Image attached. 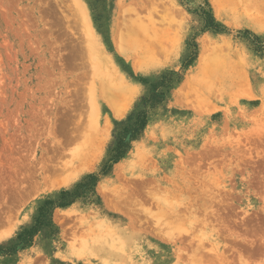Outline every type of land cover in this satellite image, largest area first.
<instances>
[{
    "label": "rangeland",
    "instance_id": "1",
    "mask_svg": "<svg viewBox=\"0 0 264 264\" xmlns=\"http://www.w3.org/2000/svg\"><path fill=\"white\" fill-rule=\"evenodd\" d=\"M220 1L0 0V264H264V17Z\"/></svg>",
    "mask_w": 264,
    "mask_h": 264
},
{
    "label": "bare ground",
    "instance_id": "2",
    "mask_svg": "<svg viewBox=\"0 0 264 264\" xmlns=\"http://www.w3.org/2000/svg\"><path fill=\"white\" fill-rule=\"evenodd\" d=\"M217 2L218 1H220V0H216ZM226 1H228V0H226ZM226 1H223V2H226ZM234 1L235 0H231V2L232 3H234ZM236 1H239V0H236ZM247 1V0H246ZM261 3H260V5H259V7H258V5H257V3H258V1H257V3H256V5H257V7L253 4V7L255 6L256 8H257V10H258V13H259V17L261 16L262 18L264 17V16H262V13L264 12V0H259ZM220 2H222V1H220ZM230 2V1H229ZM244 2V1H243ZM241 3V2H240ZM244 3H246V2H244ZM243 3V4H244ZM80 5H81V3H79ZM224 4H226L227 5V3H224ZM235 4V3H234ZM238 4H239V2H238ZM216 5H219V3L218 4H216ZM221 5V4H220ZM225 5V6H226ZM232 5V4H231ZM236 5V4H235ZM246 7V6H245ZM217 8V7H216ZM218 8H219V6H218ZM217 8V9H218ZM247 8H249V7H247ZM83 9V8H82ZM256 10V11H257ZM83 11H84V9H83ZM82 11V12H83ZM86 13V12H85ZM257 13V12H256ZM257 13V14H258ZM247 14V13H246ZM260 17V18H261ZM85 19H86V17H85ZM263 21H264V19H263ZM150 26V25H149ZM90 31V33H88V34H92V38H93V33H92V31L91 30H89ZM138 31H136L135 33L136 34H138L137 33ZM139 33H140V31H139ZM142 33H140L139 35H138V37L136 36L135 38H133L134 37V34H133V36H132V38H133V44L134 45H136V44H138L137 45V47H140V44H143L142 43V41H141V43L139 42L140 40H139V38H141V37H143L142 35H141ZM141 35V37H139ZM90 36V35H89ZM145 38V37H144ZM91 39V38H90ZM142 39V38H141ZM94 40V41H93ZM145 41V40H144ZM143 41V42H144ZM139 42V43H138ZM92 49L94 48V52H97L98 54H102V55H104L102 52H101V48L99 47V44H98V42H97V40H95V39H92ZM124 43V42H123ZM123 43H122V45H123ZM121 46V45H120ZM128 47V46H127ZM141 47H142V45H141ZM122 48V47H121ZM122 49H127L126 47H125V44H124V47L122 48ZM90 52V51H89ZM98 57V56H97ZM104 60V59H103ZM216 60V59H215ZM99 61V60H98ZM211 61H213V59L211 60ZM203 62H204V60H203ZM209 62V61H208ZM208 62H206V63H203L204 65L205 64H207ZM214 63L216 64V66H218L219 67V65L217 64L218 63V61H214ZM214 64V65H215ZM221 64V66H222V63H220ZM204 65H203V68H204ZM213 65V64H212ZM213 65V66H214ZM98 69H99V67H98ZM210 69H212V68H210ZM215 69V68H214ZM217 69V68H216ZM217 71H219L218 69H217ZM104 72H106V73H108L105 69H101V74H100V72H99V75L100 76H102V75H104ZM110 82V81H109ZM116 84L118 85V86H116ZM104 85H106V84H104ZM114 85H115V88L116 87H118V90H119V88H122L121 90V93L123 92V94L121 95V96H123V95H125V91H127V85H126V82H125V80L123 79V78H120V77H116V78H112V80H111V82L109 83V87L107 88V87H105V88H107V89H105L104 87H102V85H101V87L102 88H104L105 90H102L101 92L102 93H104V94H106V95H104L105 97H106V99H107V102L109 101L110 102V105L114 108V109H117V106H115V100H118L117 102H119V99H123L122 97L120 98V95H119V93L115 90V88H114ZM108 86V85H107ZM121 86V87H120ZM103 95V94H102ZM118 97H119V99H118ZM121 101V100H120ZM108 102V103H109ZM120 103V102H119ZM120 106V105H119ZM118 106V107H119ZM119 110H120V107H119ZM115 112H119L118 110H115ZM114 190H116L115 188H114ZM113 191V190H112ZM151 197H152V194H151ZM151 199V198H150ZM119 200V199H118ZM126 200V199H125ZM124 200V201H125ZM154 201V200H153ZM125 205V204H124ZM139 206L141 205H143V204H141V203H139L138 204ZM163 206V205H162ZM115 208H118L117 206L115 207ZM119 209V208H118ZM142 210V209H141ZM145 212V211H144ZM172 212V211H171ZM141 213V212H140ZM173 213V212H172ZM149 214V213H148ZM175 214V213H174ZM174 214H170V215H174ZM112 237V236H111ZM115 237V236H114ZM113 239V238H112ZM116 239H117V237H116ZM115 239V240H116ZM111 241V240H110ZM113 242V241H112ZM118 242V241H117ZM202 245V244H201ZM113 246V245H112ZM200 246V245H199ZM113 250V249H112ZM123 253V252H122Z\"/></svg>",
    "mask_w": 264,
    "mask_h": 264
}]
</instances>
